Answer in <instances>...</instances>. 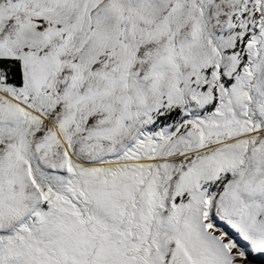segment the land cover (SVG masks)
I'll return each mask as SVG.
<instances>
[{
    "label": "snow or ice",
    "instance_id": "snow-or-ice-1",
    "mask_svg": "<svg viewBox=\"0 0 264 264\" xmlns=\"http://www.w3.org/2000/svg\"><path fill=\"white\" fill-rule=\"evenodd\" d=\"M264 258V0H0V264Z\"/></svg>",
    "mask_w": 264,
    "mask_h": 264
},
{
    "label": "rangeland",
    "instance_id": "rangeland-1",
    "mask_svg": "<svg viewBox=\"0 0 264 264\" xmlns=\"http://www.w3.org/2000/svg\"><path fill=\"white\" fill-rule=\"evenodd\" d=\"M256 264H264V258H257Z\"/></svg>",
    "mask_w": 264,
    "mask_h": 264
}]
</instances>
